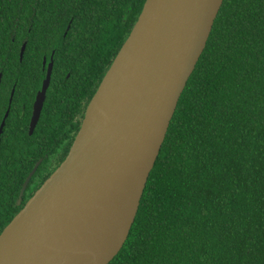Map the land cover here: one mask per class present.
Masks as SVG:
<instances>
[{
    "label": "trees",
    "instance_id": "obj_1",
    "mask_svg": "<svg viewBox=\"0 0 264 264\" xmlns=\"http://www.w3.org/2000/svg\"><path fill=\"white\" fill-rule=\"evenodd\" d=\"M146 1L0 0V234L68 156ZM108 264H264V0H224Z\"/></svg>",
    "mask_w": 264,
    "mask_h": 264
},
{
    "label": "water",
    "instance_id": "obj_2",
    "mask_svg": "<svg viewBox=\"0 0 264 264\" xmlns=\"http://www.w3.org/2000/svg\"><path fill=\"white\" fill-rule=\"evenodd\" d=\"M224 0H147L132 33L148 27L157 61L153 78L134 105L113 111L101 98L103 82L88 105L70 152L21 211L0 234V264L19 259L21 264H108L124 245L135 220L147 180L160 154L181 95L210 38ZM27 44L22 47L23 58ZM46 59L44 64L46 65ZM54 61L48 64L30 124L33 134L50 86ZM2 73H0V85ZM15 89L10 102L13 100ZM5 119L0 126L3 133ZM28 176L19 203L37 171ZM145 174L138 203L126 237L111 256L93 249L60 250L55 246L52 222L73 206L95 199L86 184L101 186L111 179Z\"/></svg>",
    "mask_w": 264,
    "mask_h": 264
},
{
    "label": "bare ground",
    "instance_id": "obj_3",
    "mask_svg": "<svg viewBox=\"0 0 264 264\" xmlns=\"http://www.w3.org/2000/svg\"><path fill=\"white\" fill-rule=\"evenodd\" d=\"M157 58L148 27L137 29L107 74L101 98L113 111L134 105L153 78ZM145 174L111 179L101 186L86 184V193L99 196L73 206L52 222L55 246L60 250L93 249L111 257L126 237L141 193ZM9 264H21L19 259Z\"/></svg>",
    "mask_w": 264,
    "mask_h": 264
},
{
    "label": "flooded vegetation",
    "instance_id": "obj_4",
    "mask_svg": "<svg viewBox=\"0 0 264 264\" xmlns=\"http://www.w3.org/2000/svg\"><path fill=\"white\" fill-rule=\"evenodd\" d=\"M45 59H46V62H47L46 65L49 64L48 61H47V57H46V56L44 57V61H45ZM46 65H45V66H46ZM37 95H38V93H37ZM35 101H36V100H35ZM33 111H34V110H33ZM32 116H33V115H32Z\"/></svg>",
    "mask_w": 264,
    "mask_h": 264
},
{
    "label": "rangeland",
    "instance_id": "obj_5",
    "mask_svg": "<svg viewBox=\"0 0 264 264\" xmlns=\"http://www.w3.org/2000/svg\"><path fill=\"white\" fill-rule=\"evenodd\" d=\"M35 168V167H34Z\"/></svg>",
    "mask_w": 264,
    "mask_h": 264
}]
</instances>
